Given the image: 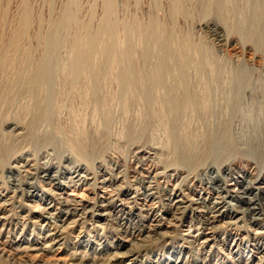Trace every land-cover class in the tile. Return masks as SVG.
<instances>
[{
  "label": "bare ground",
  "instance_id": "obj_1",
  "mask_svg": "<svg viewBox=\"0 0 264 264\" xmlns=\"http://www.w3.org/2000/svg\"><path fill=\"white\" fill-rule=\"evenodd\" d=\"M16 1L0 264H264V77L239 59L264 48V0H102L96 23L79 0L47 21ZM194 28L234 36L236 66Z\"/></svg>",
  "mask_w": 264,
  "mask_h": 264
},
{
  "label": "rangeland",
  "instance_id": "obj_2",
  "mask_svg": "<svg viewBox=\"0 0 264 264\" xmlns=\"http://www.w3.org/2000/svg\"><path fill=\"white\" fill-rule=\"evenodd\" d=\"M62 1L63 0H27V4H28L27 6L32 11L34 21H36L37 18H40V19L42 18L43 21H47L49 16H50L49 15L50 11H52V10L57 11L59 9ZM79 1H80L82 8H83L82 9L83 11L88 9L89 6L91 5L92 10L95 14L94 23H96L95 21L98 20L99 15L101 14V11H102V4H101L102 0H79ZM14 2L16 4L17 1L16 0H0V6L6 10V13H8V16H9L10 12L12 10H14V8H15ZM117 3L119 4V0H114V5H115L114 8H116L115 10H117ZM81 6H80V10H81ZM83 11H82V15L87 10L84 12ZM39 15H41V16H39ZM211 19H214L213 16L209 17V19H207V20H211ZM193 31L194 32H193L192 36L195 39L194 40L195 42L202 44V46H204L206 48V50H208L210 52V54H212V52H213V55H216L220 59H225L229 62L233 61L231 63V65L236 66L237 63H236L235 52L237 51L240 53L242 51V49H240L242 46H240V45L238 46V44L240 42H238L236 46L232 44V41L236 40V38L234 36L231 35V36L225 37L226 40L228 39V43H229L226 47L227 49L224 48L222 51H219L215 47V41H213L214 39L212 38V36L207 31H205V30L198 31L195 28L193 29ZM224 36H226V35L224 34ZM248 46L250 47L252 52H254V55H256L257 57L253 63H249L247 57H244V59L239 57L240 61H242L241 63L244 62L243 64L245 65V67L254 74V78L257 75L264 77L263 76L264 75V48L256 50V48H254V46L250 43ZM252 48H254V49H252ZM224 55H226V56H224ZM206 178H205V176L201 177V181L204 183H207L208 181ZM232 203H236V202L232 201ZM110 226L112 228L115 227V225H113V224H111Z\"/></svg>",
  "mask_w": 264,
  "mask_h": 264
}]
</instances>
